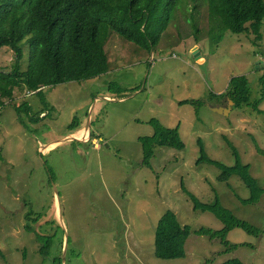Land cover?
I'll return each instance as SVG.
<instances>
[{"label":"rangeland","instance_id":"rangeland-1","mask_svg":"<svg viewBox=\"0 0 264 264\" xmlns=\"http://www.w3.org/2000/svg\"><path fill=\"white\" fill-rule=\"evenodd\" d=\"M200 4L197 18L204 30L209 10L204 0ZM194 5L190 0L177 13L155 50L113 33L105 48L110 67L105 75L46 88L44 102L17 92L14 102L0 108V264H264V195L256 205H243L238 197L248 199L250 191L238 176L221 182L218 167L197 165L202 140L212 160L234 166L230 142L264 188V154L256 148L264 152V66L257 68L264 60V36L257 42L251 34L229 32L217 47L208 37L198 45L195 22H189ZM23 45L26 70L30 50ZM196 48L204 62L194 55ZM15 61L11 49L0 51L1 70L11 71ZM240 76L249 81L252 105H233L230 116L215 112L230 105L219 98ZM111 84L124 94L110 90ZM26 101L41 117L37 123L28 116L20 122L15 105ZM183 101L203 105H180ZM152 119L179 129L185 148L157 147L147 168L138 139L153 135ZM88 127L90 141H70L81 132L86 136ZM182 183L205 204L218 195L261 236L235 230L228 241L244 247L228 253L220 240L192 234L185 259L158 260L155 233L168 210L194 232L225 229L214 214L195 211Z\"/></svg>","mask_w":264,"mask_h":264},{"label":"trees","instance_id":"trees-1","mask_svg":"<svg viewBox=\"0 0 264 264\" xmlns=\"http://www.w3.org/2000/svg\"><path fill=\"white\" fill-rule=\"evenodd\" d=\"M191 17L194 20L195 37L198 45L208 37L212 48L219 46L225 35L231 32L241 36L251 34L255 41L262 42L264 36V0H204L209 10L208 27L202 30L197 15L202 0H191ZM190 0H0V51L9 48L16 61L11 71L0 69V108L11 104L17 92L39 91L44 102V90L58 85L81 83L109 72V58L106 45L111 34L135 44L141 49L155 50L163 37L169 32L171 24L177 19L179 11H186ZM29 45V61L23 70L25 59L24 43ZM264 91V75L260 80ZM124 92L111 84L110 90ZM125 97V96H123ZM228 98L236 107L252 105L249 81L245 76L232 79L226 94L219 99ZM202 106V101H183L180 105ZM257 104L255 103L257 108ZM20 122L25 124V116L37 123L40 118L33 113L32 105L26 101L15 105ZM149 125L153 135L140 137L142 146V165L151 168V161L157 147L183 150L185 144L179 129L164 128L157 119ZM75 129V122L72 124ZM77 129V128H76ZM91 138V136H90ZM92 139V138H91ZM201 157L197 165L210 164L221 170L219 181L229 183L238 176L250 191L248 199L238 197L243 205H256L264 195L257 179L251 175L250 166L243 164L237 148L229 142L237 162L227 166L212 160L206 153L202 140ZM258 153L264 152L256 144ZM184 194L194 202L195 211L210 212L223 223L224 231L214 232L202 229L198 232L183 227L175 214L168 210L159 220L155 233V257L161 261H176L186 257L185 246L192 234L220 240L228 253L238 251L243 245H232L228 238L235 230L248 236L259 238L260 230L239 220L226 208L217 195L213 203L205 204L191 194L181 184ZM225 264H243L231 260Z\"/></svg>","mask_w":264,"mask_h":264},{"label":"water","instance_id":"water-1","mask_svg":"<svg viewBox=\"0 0 264 264\" xmlns=\"http://www.w3.org/2000/svg\"><path fill=\"white\" fill-rule=\"evenodd\" d=\"M194 55L198 58V60L200 62L205 61L198 48L195 49ZM253 62H254V60H253ZM261 66H264V63H262L261 65L258 64L257 68H260ZM105 100H107V98H105ZM229 101H230V105L228 107H225V106L215 107L214 111L219 113V114L225 115V116H230L231 112L233 111V105L235 106L236 103L230 99H229ZM70 141H80V140L78 138H70Z\"/></svg>","mask_w":264,"mask_h":264},{"label":"crops","instance_id":"crops-1","mask_svg":"<svg viewBox=\"0 0 264 264\" xmlns=\"http://www.w3.org/2000/svg\"><path fill=\"white\" fill-rule=\"evenodd\" d=\"M262 60H263V59H262ZM262 60H261V62H259L260 65H261L262 63H264V60H263V61H262ZM105 98H107L108 101L114 99V98H112V97H110V96H105ZM219 107H220V106H219ZM85 132H86V136H81L80 134L84 133V132H81L79 135L76 136V138H79V139H81V140H88V141H90V136H91V134H90L89 128H88V130H86ZM72 137H73V136H72ZM65 140H66V139L61 140V141L54 142L53 144H49V145H47V147L50 149V147H51L52 145L58 144L59 142H62V141H65ZM66 141H67V140H66ZM88 141H87V142H88ZM93 142L96 143V139H94ZM96 144H97V143H96ZM41 150L44 152V147H42Z\"/></svg>","mask_w":264,"mask_h":264},{"label":"built area","instance_id":"built-area-1","mask_svg":"<svg viewBox=\"0 0 264 264\" xmlns=\"http://www.w3.org/2000/svg\"><path fill=\"white\" fill-rule=\"evenodd\" d=\"M40 91V90H39ZM39 91L28 92V96L36 95Z\"/></svg>","mask_w":264,"mask_h":264}]
</instances>
